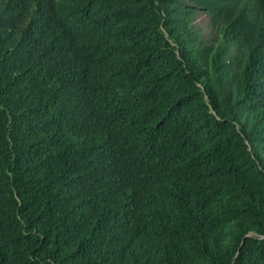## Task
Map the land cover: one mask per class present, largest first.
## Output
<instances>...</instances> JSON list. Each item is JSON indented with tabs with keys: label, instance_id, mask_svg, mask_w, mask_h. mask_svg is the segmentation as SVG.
Listing matches in <instances>:
<instances>
[{
	"label": "trees",
	"instance_id": "1",
	"mask_svg": "<svg viewBox=\"0 0 264 264\" xmlns=\"http://www.w3.org/2000/svg\"><path fill=\"white\" fill-rule=\"evenodd\" d=\"M0 264H264V0H0Z\"/></svg>",
	"mask_w": 264,
	"mask_h": 264
}]
</instances>
